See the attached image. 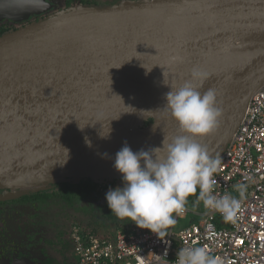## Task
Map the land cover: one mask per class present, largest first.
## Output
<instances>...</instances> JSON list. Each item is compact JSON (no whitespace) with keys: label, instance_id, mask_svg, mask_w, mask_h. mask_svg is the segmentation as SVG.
<instances>
[{"label":"water","instance_id":"95a60500","mask_svg":"<svg viewBox=\"0 0 264 264\" xmlns=\"http://www.w3.org/2000/svg\"><path fill=\"white\" fill-rule=\"evenodd\" d=\"M54 6L0 0V23ZM193 69L209 73L193 83L222 109L198 140L217 157L264 85V0L78 6L0 36V187L123 181L114 163L125 143L137 152L182 134L165 94Z\"/></svg>","mask_w":264,"mask_h":264},{"label":"clouds","instance_id":"9594fccd","mask_svg":"<svg viewBox=\"0 0 264 264\" xmlns=\"http://www.w3.org/2000/svg\"><path fill=\"white\" fill-rule=\"evenodd\" d=\"M208 76L205 71L193 69L192 81L170 88L165 94V107L182 134L171 141L164 137L162 147L137 152L125 143L115 156L114 167L122 175L124 187L106 193L109 209L117 218L130 219L161 240L176 223L174 216L185 211L190 197H195V205H203L205 214L218 212L225 222L231 223L247 191V183L238 182L233 186L235 195L213 194L214 176L221 169L222 161L218 156H210L198 140L215 130L222 109L217 106L214 89L202 93L193 83L197 79L202 83ZM175 264L220 262L204 246H186L178 251Z\"/></svg>","mask_w":264,"mask_h":264},{"label":"built area","instance_id":"2783aa9c","mask_svg":"<svg viewBox=\"0 0 264 264\" xmlns=\"http://www.w3.org/2000/svg\"><path fill=\"white\" fill-rule=\"evenodd\" d=\"M218 157L222 167L214 176L213 194L235 195V184L248 185L234 222H225L218 212L205 214L203 205L200 212L185 206L183 213L174 216L176 223L189 213L197 220L178 232L175 223L163 240L135 223L124 225L121 219L109 224L105 236L96 232L101 225L75 222L69 229L75 257L71 264H175L178 251L186 246L206 247L220 264H264V85L252 96L238 129Z\"/></svg>","mask_w":264,"mask_h":264},{"label":"rangeland","instance_id":"374dc122","mask_svg":"<svg viewBox=\"0 0 264 264\" xmlns=\"http://www.w3.org/2000/svg\"><path fill=\"white\" fill-rule=\"evenodd\" d=\"M54 2V9L50 13L40 18H35L29 22L16 24L0 23V36L10 34L26 28L40 19L52 17L61 14L68 9L78 6L86 7H111L125 0H74L78 3L74 6L69 3V0H51ZM149 124V122H148ZM63 183V182H62ZM50 184H36L32 186H21L5 188L0 187V208H7L11 211V220L0 214V264H71L74 261V256H70V252L60 244V236L65 228L70 229L73 223L89 226H100L99 235L105 236L109 228V224L121 221L119 218L109 217L104 214V210L100 208V196L94 195L93 198L78 201L73 197V205L69 199H64L61 193H55L49 199L38 200L35 203V208L29 205L24 207L21 203L25 196L46 195V192L56 190L58 187L49 188ZM61 188L60 185H57ZM43 192V193H42ZM59 195V196H58ZM194 197H190L185 205L191 211L200 212L202 207L195 205L192 201ZM53 200V201H51ZM80 202H84L85 207L80 209L78 206H83ZM80 204V205H79ZM17 207V209H15ZM35 210V211H34ZM193 214L189 213L185 218L178 219V224L174 231L178 232L191 223ZM7 219V220H6ZM124 225L134 224L130 219H124ZM92 224V225H91ZM2 230V231H1ZM23 240V244L16 251L9 252L7 247L10 244L15 245V240ZM7 250L6 253L4 251Z\"/></svg>","mask_w":264,"mask_h":264},{"label":"flooded vegetation","instance_id":"af4514ba","mask_svg":"<svg viewBox=\"0 0 264 264\" xmlns=\"http://www.w3.org/2000/svg\"><path fill=\"white\" fill-rule=\"evenodd\" d=\"M76 4H78V3H72L71 7L76 5ZM7 22L8 23H12V22H9V21H7ZM2 23H4V22H2ZM74 184H76V183H72L71 185L74 186ZM97 186H98L97 189L94 192H92V195L93 196L94 195H98V196L101 197V199L99 200V205H100V208L103 209V208H107L108 207L107 200H106V193L110 189L114 190L116 188H123L124 187V183H123V181H114V182L113 181H107V182H105L103 184H99ZM55 187H58V188L56 190H53L52 193L48 192L49 191L48 190L46 192V194L49 193V194L57 195L55 193H60L61 188L59 186H55ZM38 196L39 195H36V196H25L22 199L21 203L24 204L25 208H28L29 205L32 206V208H35V203L38 202V200H39V199H37ZM40 200H43V199H40ZM51 201H53V200H51ZM84 202H82L81 205H83ZM26 204H29V205H26ZM84 207H85V205L80 206V209L83 210ZM15 209H17V207H15ZM0 214H2L6 218H9V215H10V220H11L12 214H11V211L8 212L7 208H5V207L0 208ZM112 215L115 216L114 214H112ZM60 238L61 239H60L59 242L62 245V247H65L68 250V252H70V256H73V248H72V244H71L70 239H69V229L65 228L64 231H62V234H61ZM22 244H23V240L18 237V239L15 240V245L10 244L9 247H7V249H8L9 252L16 251V249L18 250L19 246L22 245ZM6 252H7V250L4 251V253H6Z\"/></svg>","mask_w":264,"mask_h":264},{"label":"trees","instance_id":"16d2710c","mask_svg":"<svg viewBox=\"0 0 264 264\" xmlns=\"http://www.w3.org/2000/svg\"><path fill=\"white\" fill-rule=\"evenodd\" d=\"M74 0H69V3L72 5V3ZM69 5V6H71ZM4 32H2L0 35H2ZM151 121H149V123H151ZM72 183L69 182H53L50 184L49 188H53L54 186L60 185L61 186V195L62 197H64V199H69V201L74 205L75 202H73V197H75V199H77L78 201H82V200H88L93 198L92 192H94L97 189V183H95L93 180L91 179H82L80 180V182L71 185ZM53 194H46V195H39L37 197V199H47V198H51ZM57 196V195H56ZM59 196V195H58ZM80 204H82V202H80ZM79 204V205H80ZM80 208V206H78ZM104 210V214H106L109 217H115L112 215L111 210L109 209V207L107 208H103ZM117 222V220H116Z\"/></svg>","mask_w":264,"mask_h":264},{"label":"crops","instance_id":"0c3cea01","mask_svg":"<svg viewBox=\"0 0 264 264\" xmlns=\"http://www.w3.org/2000/svg\"><path fill=\"white\" fill-rule=\"evenodd\" d=\"M201 207H202V205H201ZM197 211H198V210H197ZM193 216H194V215H193ZM195 220H197V217L194 216V217L192 218V220H191V223L194 222ZM177 225H178V224H176V226H177ZM176 226H175V227H176ZM112 227H114V225H113Z\"/></svg>","mask_w":264,"mask_h":264}]
</instances>
